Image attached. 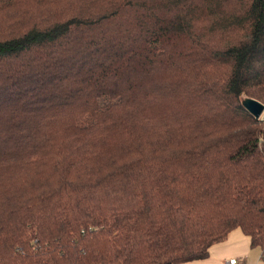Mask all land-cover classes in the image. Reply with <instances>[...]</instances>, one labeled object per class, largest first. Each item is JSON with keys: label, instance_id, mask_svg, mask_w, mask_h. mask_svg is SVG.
Wrapping results in <instances>:
<instances>
[{"label": "trees", "instance_id": "obj_1", "mask_svg": "<svg viewBox=\"0 0 264 264\" xmlns=\"http://www.w3.org/2000/svg\"><path fill=\"white\" fill-rule=\"evenodd\" d=\"M244 98L264 0H0V264H182L234 229L264 258Z\"/></svg>", "mask_w": 264, "mask_h": 264}, {"label": "crops", "instance_id": "obj_2", "mask_svg": "<svg viewBox=\"0 0 264 264\" xmlns=\"http://www.w3.org/2000/svg\"><path fill=\"white\" fill-rule=\"evenodd\" d=\"M229 258H236L241 264H264L259 247H251L249 238L240 230L234 229L220 242L213 244L205 259L182 264H227Z\"/></svg>", "mask_w": 264, "mask_h": 264}, {"label": "water", "instance_id": "obj_3", "mask_svg": "<svg viewBox=\"0 0 264 264\" xmlns=\"http://www.w3.org/2000/svg\"><path fill=\"white\" fill-rule=\"evenodd\" d=\"M241 104L256 119H258L264 111V106L252 98H244Z\"/></svg>", "mask_w": 264, "mask_h": 264}, {"label": "rangeland", "instance_id": "obj_4", "mask_svg": "<svg viewBox=\"0 0 264 264\" xmlns=\"http://www.w3.org/2000/svg\"><path fill=\"white\" fill-rule=\"evenodd\" d=\"M149 49L152 50V51H155V50L158 49V47H157V46H151V47H149ZM140 89L145 90V89H146V85H144V83H142V84L140 85ZM106 104H107V101H106V100H102L101 105L104 106V105H106ZM102 106H101V107H102ZM261 116H262V115H261Z\"/></svg>", "mask_w": 264, "mask_h": 264}, {"label": "built area", "instance_id": "obj_5", "mask_svg": "<svg viewBox=\"0 0 264 264\" xmlns=\"http://www.w3.org/2000/svg\"><path fill=\"white\" fill-rule=\"evenodd\" d=\"M227 264H241L238 259L236 258H229L227 260Z\"/></svg>", "mask_w": 264, "mask_h": 264}]
</instances>
